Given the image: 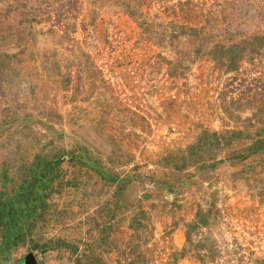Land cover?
I'll return each mask as SVG.
<instances>
[{"label":"rangeland","instance_id":"obj_1","mask_svg":"<svg viewBox=\"0 0 264 264\" xmlns=\"http://www.w3.org/2000/svg\"><path fill=\"white\" fill-rule=\"evenodd\" d=\"M30 252L264 264V0H0V264Z\"/></svg>","mask_w":264,"mask_h":264},{"label":"water","instance_id":"obj_2","mask_svg":"<svg viewBox=\"0 0 264 264\" xmlns=\"http://www.w3.org/2000/svg\"><path fill=\"white\" fill-rule=\"evenodd\" d=\"M23 264H38V260L35 253L33 252L28 253V255L24 259Z\"/></svg>","mask_w":264,"mask_h":264},{"label":"trees","instance_id":"obj_3","mask_svg":"<svg viewBox=\"0 0 264 264\" xmlns=\"http://www.w3.org/2000/svg\"><path fill=\"white\" fill-rule=\"evenodd\" d=\"M238 54V53H237ZM241 57H242V52L240 53V54H238L237 56H236V58L234 59V61H235V63L236 62H238L240 59H241ZM238 60V61H237ZM240 134V133H239ZM48 170L50 169V167L49 168H47Z\"/></svg>","mask_w":264,"mask_h":264}]
</instances>
